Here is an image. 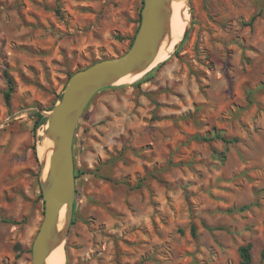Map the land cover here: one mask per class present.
<instances>
[{"label": "rangeland", "instance_id": "374dc122", "mask_svg": "<svg viewBox=\"0 0 264 264\" xmlns=\"http://www.w3.org/2000/svg\"><path fill=\"white\" fill-rule=\"evenodd\" d=\"M184 6L165 59L99 90L77 123L63 264H242L248 243L264 264V0ZM141 7L0 0V264L31 263L48 113L74 71L128 50ZM213 128L237 141L196 138Z\"/></svg>", "mask_w": 264, "mask_h": 264}, {"label": "water", "instance_id": "95a60500", "mask_svg": "<svg viewBox=\"0 0 264 264\" xmlns=\"http://www.w3.org/2000/svg\"><path fill=\"white\" fill-rule=\"evenodd\" d=\"M169 1L142 0L139 25L128 50L74 71L60 100L48 113L45 136L50 139L49 164L46 180L40 183L43 217L31 244L30 264H47L48 255L67 233L75 198L73 139L85 107L102 88L151 65L166 33ZM186 31L187 27L182 37ZM63 208L66 226L56 233L55 224Z\"/></svg>", "mask_w": 264, "mask_h": 264}, {"label": "bare ground", "instance_id": "6f19581e", "mask_svg": "<svg viewBox=\"0 0 264 264\" xmlns=\"http://www.w3.org/2000/svg\"><path fill=\"white\" fill-rule=\"evenodd\" d=\"M185 0H170L168 5V23L166 33L164 34L160 45L158 47V51L154 61L151 65L144 69L143 71L136 72L131 74L130 76L123 77L121 79H135L145 73L148 69H150L157 62L162 61L167 56L170 48L178 41L183 35L184 30L188 24V14L185 11ZM180 36H179V29ZM176 37L177 41L174 42L173 45L170 42ZM174 41V40H173ZM50 146V139L45 136V139L42 140L38 147V156L41 161V178L43 181L46 180L47 172H48V149ZM66 226V217L64 208L60 211L59 216L57 218L55 224V232H61ZM63 252V251H62ZM61 248L60 245L56 246L47 257V264H63L61 261Z\"/></svg>", "mask_w": 264, "mask_h": 264}, {"label": "trees", "instance_id": "16d2710c", "mask_svg": "<svg viewBox=\"0 0 264 264\" xmlns=\"http://www.w3.org/2000/svg\"><path fill=\"white\" fill-rule=\"evenodd\" d=\"M140 21V12L138 13V22ZM186 36V33L184 34V37ZM162 64V63H159ZM159 66V65H158ZM7 82H8V88L7 90L4 92V99L6 104H8L9 102V98H10V92L12 91V86H13V81L11 79L10 76L7 75V73H5ZM104 89V88H102ZM101 89V90H102ZM41 115H39L40 117ZM39 124V122L37 121L34 125V127H36ZM197 139H203V140H210L213 138L219 139L224 143H233L235 141H237L236 137H227L223 134V132L221 130H218L216 128L212 129V135L210 137L204 136V137H199L196 136ZM74 175L75 178L77 177L76 175V170L74 169ZM70 223H72V221H70ZM195 226H191V234L192 236L196 235V231H195ZM251 246L250 244H245V245H241L238 249V253H239V257H240V261L242 264H252V258H251V252H250ZM261 257L262 259H264V249L261 251Z\"/></svg>", "mask_w": 264, "mask_h": 264}]
</instances>
